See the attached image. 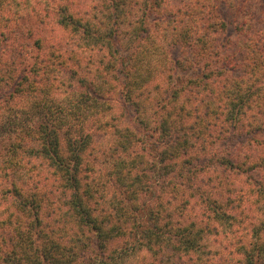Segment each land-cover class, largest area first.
Listing matches in <instances>:
<instances>
[{
	"label": "trees",
	"instance_id": "1",
	"mask_svg": "<svg viewBox=\"0 0 264 264\" xmlns=\"http://www.w3.org/2000/svg\"><path fill=\"white\" fill-rule=\"evenodd\" d=\"M89 1L77 14L70 0H0V94L13 85L24 102L0 105V264H264L263 41L247 22L235 28L244 62L219 43L224 22L201 32L222 0ZM51 15L75 37L21 72L20 40ZM173 47L184 48L179 70L202 71L185 102L152 85L173 69ZM133 92L136 113L157 101L164 114L152 148L112 113ZM245 124L251 139L233 143Z\"/></svg>",
	"mask_w": 264,
	"mask_h": 264
},
{
	"label": "rangeland",
	"instance_id": "2",
	"mask_svg": "<svg viewBox=\"0 0 264 264\" xmlns=\"http://www.w3.org/2000/svg\"><path fill=\"white\" fill-rule=\"evenodd\" d=\"M71 2V8L73 9V12L75 13H86L91 11L92 7L96 5L95 3L90 2L89 0H70ZM224 1H220L218 4V8L210 14H206L208 16V19H205V21L199 23V26L202 27L201 32L207 31V26L219 21H222L226 24L227 30L226 32H220L218 35L220 37L219 43L221 46L228 47V50H225L224 52H227L230 55L236 56V59L244 60V62H247L249 60V57L251 58V55L245 53V54H238V50L235 48L234 42L238 39L237 32L235 31V28L238 25H241L244 22H247L251 25L252 29L251 32L253 35H251V42L255 45L256 41H263L264 43V0H248L249 7H246L245 9L237 10L234 8L229 7L228 5H225L223 3ZM154 18V17H153ZM207 18V17H206ZM218 18V19H217ZM57 18L55 19L54 15H51L49 19H47V24L45 26H41L39 24V28H36L38 26V23L36 21H33L28 26L30 28L34 29V33L36 34L35 37L25 38L23 40H20V45L23 44V54L22 57L18 56V63H23V68L20 69L21 72L25 70L30 71L31 67L37 63L36 58L39 57V59H42L43 57H50V55H54L56 53V49H53L52 47L59 45L63 42H68L69 40L73 39L75 37V33L73 31H69L68 29H64L63 27L59 26L56 22ZM150 23L148 27H150V32L154 33L159 27L155 24L154 19H150ZM206 28V29H205ZM41 30V33H39V30ZM6 31V30H5ZM23 32L25 29L22 30ZM8 35V31L6 33L4 30L2 31V35ZM10 37H13V35L9 34ZM6 45H10L11 49H15L16 45L12 41L7 42ZM19 45V44H18ZM41 46V48H39ZM150 47V46H149ZM134 48V47H132ZM184 48L183 47H173L170 50H167L164 53V56L168 63V68L172 67L173 69L171 71H168L165 69L162 74H158L157 77H154V81L152 82V85H155L156 87L160 89H164V87L167 89L166 94H159V92L155 95V97H164V95H167V97H171V100L173 101L178 100L185 102L186 99H193L195 96L192 94L193 91H195L198 86H196V83L199 84L200 80L199 78L202 75V71L198 69V67L192 66H185L182 67L179 70V61H181V58H183L184 55ZM124 56L128 54L127 51H123L122 53ZM246 57L247 60L243 59V57ZM7 58V57H5ZM40 61V60H38ZM170 66V67H169ZM116 79H119V81H114L112 84L117 85L118 91L121 90V83L124 81V78L122 76H116ZM152 80V79H151ZM225 78H220V82H224ZM36 85V84H34ZM36 87H40L39 85ZM13 91V85L10 87H6V90L4 91V95L0 94V99H2L6 94H12L14 96ZM119 93H121L119 91ZM137 93L139 92H133L131 95H128L127 99H122L121 97L116 96L115 99H118L120 104H113L115 107V110L112 112L115 117L118 118L119 121H121L122 124L130 125L134 129H136L138 132L141 133L143 140L141 141V147L145 145L147 148H152L155 146V140L158 142L159 139V124L161 121V118L163 117V112L156 105L157 101H149L144 103L145 107L144 109H139L136 113V108L138 104H142L143 101L141 99V96H138ZM53 96L56 97L57 95L53 93ZM161 104V101H159ZM23 100H21L19 97L14 96L13 102L10 104H6L5 102L0 104L2 110L6 113L8 109L13 108L15 111L18 109L16 107H20L23 104ZM163 105V103H162ZM2 111V115H3ZM141 111L143 114H141ZM162 112V113H161ZM151 113V114H150ZM153 113V114H152ZM0 114V115H1ZM142 115V116H140ZM146 117H149L147 129L144 128V125L141 123V119H145ZM2 119H0L1 121ZM250 123V120L248 121ZM219 128L225 129L226 125L225 123L217 124ZM245 126L242 129H239V131H233V129H230V133H232L230 138H232L233 143H236L238 141H247L251 139V135L246 134V131L248 130L249 126ZM241 132H243L241 134ZM234 134H236L234 136ZM241 135V136H240ZM234 136V137H233ZM148 137V139H146ZM257 138H264V134H260L258 136H255ZM229 138V139H230ZM228 139V140H229ZM225 143L228 141H224ZM149 155H152V152H149ZM236 179V177H235ZM238 184L241 186L243 185V180L241 177L237 178ZM173 195H175L173 193ZM213 250H217L218 246L213 244Z\"/></svg>",
	"mask_w": 264,
	"mask_h": 264
}]
</instances>
